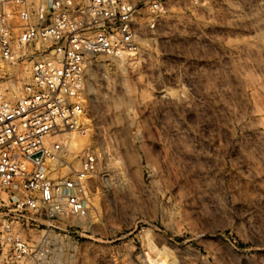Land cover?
I'll return each mask as SVG.
<instances>
[{
    "label": "rangeland",
    "instance_id": "rangeland-1",
    "mask_svg": "<svg viewBox=\"0 0 264 264\" xmlns=\"http://www.w3.org/2000/svg\"><path fill=\"white\" fill-rule=\"evenodd\" d=\"M86 94L88 208L23 235L48 234L60 264H264V0H169Z\"/></svg>",
    "mask_w": 264,
    "mask_h": 264
},
{
    "label": "built area",
    "instance_id": "built-area-1",
    "mask_svg": "<svg viewBox=\"0 0 264 264\" xmlns=\"http://www.w3.org/2000/svg\"><path fill=\"white\" fill-rule=\"evenodd\" d=\"M168 12L169 0H0V264H60L48 234L22 231L88 208L99 154L84 149L75 168L63 138L89 129L91 67L139 54Z\"/></svg>",
    "mask_w": 264,
    "mask_h": 264
},
{
    "label": "bare ground",
    "instance_id": "bare-ground-1",
    "mask_svg": "<svg viewBox=\"0 0 264 264\" xmlns=\"http://www.w3.org/2000/svg\"><path fill=\"white\" fill-rule=\"evenodd\" d=\"M12 95L13 96H16L18 94V90H19V87L17 85H12ZM85 134V133H84ZM85 138L83 136V133H70V134H67L63 140L64 142L68 145V149H69V154L70 156H72V158L74 156H77L75 155L76 153V148L79 144L80 141H83ZM75 149V150H74ZM79 160V159H78ZM76 163V160L75 162ZM56 237V236H55Z\"/></svg>",
    "mask_w": 264,
    "mask_h": 264
}]
</instances>
